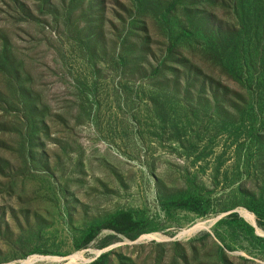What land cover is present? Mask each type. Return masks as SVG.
<instances>
[{
  "label": "rangeland",
  "instance_id": "374dc122",
  "mask_svg": "<svg viewBox=\"0 0 264 264\" xmlns=\"http://www.w3.org/2000/svg\"><path fill=\"white\" fill-rule=\"evenodd\" d=\"M253 201L264 0H0V264H264Z\"/></svg>",
  "mask_w": 264,
  "mask_h": 264
},
{
  "label": "trees",
  "instance_id": "16d2710c",
  "mask_svg": "<svg viewBox=\"0 0 264 264\" xmlns=\"http://www.w3.org/2000/svg\"><path fill=\"white\" fill-rule=\"evenodd\" d=\"M204 200L187 195H174L164 202L165 206L183 207L185 209L202 213V205ZM247 209L255 215L257 219L264 222V203L253 201L247 205ZM138 224L132 220L127 212H118L106 218L102 223L91 226L85 234V239L92 237L102 229H109L115 232L132 231ZM105 256H102V261L95 264H103Z\"/></svg>",
  "mask_w": 264,
  "mask_h": 264
},
{
  "label": "bare ground",
  "instance_id": "6f19581e",
  "mask_svg": "<svg viewBox=\"0 0 264 264\" xmlns=\"http://www.w3.org/2000/svg\"><path fill=\"white\" fill-rule=\"evenodd\" d=\"M242 215L244 216V218L246 219V221L248 223H250L251 225L255 226V220H254V217L252 215H249V214L245 213L244 211L242 212ZM206 226H207V224H203V225L199 226L198 228L193 229V231L196 232V231H198L200 229L205 228ZM142 239H150L151 240L153 238L144 237ZM159 239H162V238H159ZM35 258L45 259L47 261L48 260L49 261H56L55 258H44V257H36V256H34V257L30 258L29 260L18 261L16 263H11V264H30L32 261H34ZM74 260L80 261V262H85V258H84V256L82 254H76V255H74L73 257L70 258V261H74Z\"/></svg>",
  "mask_w": 264,
  "mask_h": 264
}]
</instances>
